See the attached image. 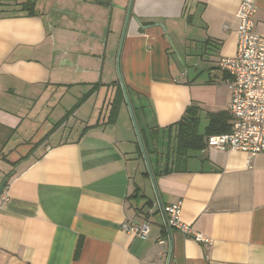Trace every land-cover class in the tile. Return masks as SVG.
Returning a JSON list of instances; mask_svg holds the SVG:
<instances>
[{"label": "crops", "instance_id": "crops-1", "mask_svg": "<svg viewBox=\"0 0 264 264\" xmlns=\"http://www.w3.org/2000/svg\"><path fill=\"white\" fill-rule=\"evenodd\" d=\"M25 1L0 2V264H264V153L177 154L172 126L229 113L238 1ZM176 201L211 244L167 227Z\"/></svg>", "mask_w": 264, "mask_h": 264}, {"label": "built area", "instance_id": "built-area-1", "mask_svg": "<svg viewBox=\"0 0 264 264\" xmlns=\"http://www.w3.org/2000/svg\"><path fill=\"white\" fill-rule=\"evenodd\" d=\"M237 1L236 52L219 60L220 68L230 76V131L208 135L206 144L221 150L241 151L252 157L264 153V35L254 32L256 0ZM7 200L8 185H4L0 189V201ZM164 211L168 228L197 242L211 244V239L181 221V201L168 204ZM121 228L134 236H145L149 232L147 222H124ZM158 242L163 243V240Z\"/></svg>", "mask_w": 264, "mask_h": 264}, {"label": "trees", "instance_id": "trees-1", "mask_svg": "<svg viewBox=\"0 0 264 264\" xmlns=\"http://www.w3.org/2000/svg\"><path fill=\"white\" fill-rule=\"evenodd\" d=\"M20 12L24 15H35L33 0H26L20 3ZM200 108L195 104H190L184 110L180 119L172 126H175L176 137V153L187 154L189 149H196V147H204V138L211 134L223 133L229 131L230 115L227 111L207 112V124L203 132H199L198 126L200 124ZM143 134V132H141ZM146 153H155L156 148L150 149L145 137L142 135Z\"/></svg>", "mask_w": 264, "mask_h": 264}, {"label": "water", "instance_id": "water-1", "mask_svg": "<svg viewBox=\"0 0 264 264\" xmlns=\"http://www.w3.org/2000/svg\"><path fill=\"white\" fill-rule=\"evenodd\" d=\"M128 15H129V9L127 10V17H126V21L128 20ZM122 88H123L124 95H125V98H126V101H127V95H126V93H125V89H124V87H123V86H122ZM129 110H130V113H131V116H132V112H131V109H130V107H129ZM136 132H137V135H138V140H139V142H140V145H141V140H140V137H139V134H138V131H137V129H136ZM141 147H142V145H141ZM142 149H143V147H142ZM144 159H145V162H146V166H147L148 172H149V173H150V175H151V172H150V166H149V164H148V161H147V158H146V156H145V153H144Z\"/></svg>", "mask_w": 264, "mask_h": 264}, {"label": "rangeland", "instance_id": "rangeland-1", "mask_svg": "<svg viewBox=\"0 0 264 264\" xmlns=\"http://www.w3.org/2000/svg\"><path fill=\"white\" fill-rule=\"evenodd\" d=\"M189 68H197V70H200L201 69V66L200 65L198 67L189 66ZM121 120H124V116L121 118ZM205 121H206V119L204 117H201L199 126H204ZM123 125L124 124L122 123V121H118L117 122V125H115V126H123ZM131 126H133L132 122H131Z\"/></svg>", "mask_w": 264, "mask_h": 264}]
</instances>
